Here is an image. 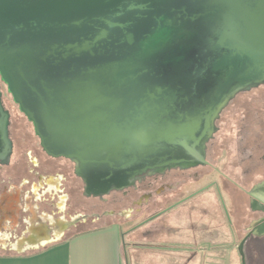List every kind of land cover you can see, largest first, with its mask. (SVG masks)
Wrapping results in <instances>:
<instances>
[{"label":"water","instance_id":"95a60500","mask_svg":"<svg viewBox=\"0 0 264 264\" xmlns=\"http://www.w3.org/2000/svg\"><path fill=\"white\" fill-rule=\"evenodd\" d=\"M0 76L48 154L74 143L84 178L96 170L111 183L130 167L141 176L205 122L149 131L173 82L190 88L210 79L204 94L220 99L215 116L264 85V0H0ZM3 111L0 98L9 149Z\"/></svg>","mask_w":264,"mask_h":264},{"label":"rangeland","instance_id":"374dc122","mask_svg":"<svg viewBox=\"0 0 264 264\" xmlns=\"http://www.w3.org/2000/svg\"><path fill=\"white\" fill-rule=\"evenodd\" d=\"M5 97H11L7 91ZM10 108L14 114L19 110L15 105ZM219 126L210 152L215 168L205 169L197 179L188 175L190 171L172 172V177L156 182L157 186L169 182V187L155 186L146 190L149 198H129L118 205L114 199L121 197L119 193L107 196L103 204L99 198L84 196L82 182L74 178L76 189L64 183L60 189L64 191L48 192L46 202L39 191V214L68 220L79 217L88 227L113 221L126 237L128 264H195L199 255H203L202 264H243V256L246 264H264V246L256 238L245 240L241 249L250 222L260 216L252 209L247 192L264 179V85L237 94L224 110ZM210 183L207 190L175 205ZM25 192H30L29 187ZM62 197L67 201L61 206ZM5 227L0 228V239H7L12 232L11 227ZM14 244L10 240L0 248L15 251ZM24 249L32 252L38 248L25 245Z\"/></svg>","mask_w":264,"mask_h":264},{"label":"flooded vegetation","instance_id":"af4514ba","mask_svg":"<svg viewBox=\"0 0 264 264\" xmlns=\"http://www.w3.org/2000/svg\"><path fill=\"white\" fill-rule=\"evenodd\" d=\"M205 81V84L190 88L182 86L179 82H173L168 97H162L159 108L150 115L148 129L151 132L167 130L172 126L195 122L198 118L205 117V122L194 128L187 146L177 150L168 148L167 151L155 156L152 164L156 167L148 169L141 176H134L137 168L130 167L124 172L116 173L111 183H107L103 181L104 174L99 175L100 171L91 170L85 178L77 174L78 161L75 155L82 149L74 143L66 148H56L55 155L48 154L42 146L40 137L36 134L34 123L21 111L19 104L15 102L7 84L0 76V98L4 108L3 112L8 113V138L12 145L7 149L6 143L0 136V228L2 230L6 229L5 226L12 228L10 236L7 239H0V244L14 240V248L21 251L25 245L61 240L70 228L66 229L72 217L69 220L62 217L54 218L46 213L41 216L38 209V194L39 191H43L42 196L46 202V194L52 190L63 192L64 189L63 191L60 189L64 183L76 189L74 178L82 182L84 196L99 198L104 204L108 201L107 196L119 193L121 197L114 199V203L119 205L129 198H132L131 200L138 197L149 198L150 195H146L149 191L147 189H154L157 186L156 182L172 177V172L181 171L185 174L190 171L192 173L188 175L197 179L202 176L205 169H214L215 163L211 157L213 154L210 155V152L213 150L216 135L220 131L219 122L222 114L235 97L222 108L218 116H215L214 111L220 104V99L205 96L204 91L210 86L211 80L207 78ZM163 85L168 86L169 82ZM6 91L11 97H5ZM7 100H10L9 105ZM12 105L19 109L16 114L10 108ZM2 114L5 115L0 112V118L1 116L4 118ZM32 127L34 131L31 130ZM167 165H169L168 168ZM49 174L61 177L51 176L49 178ZM136 177L139 178L136 179ZM38 180L41 182L38 183ZM12 181L17 184H13ZM124 184H126L125 187L117 189ZM170 184L167 182L158 186L163 187L164 190V186L169 187ZM211 186L212 183L185 196L175 205L197 196L198 193ZM27 187L30 190L28 194L25 192ZM107 187L111 188L106 194H98ZM239 188L245 191L243 187L239 186ZM253 194L255 196L249 194L250 204L254 211L260 213V216L250 222L251 226L248 230L249 233H253L247 237V241L251 237H264V179L255 187ZM66 201L67 199L62 197L60 205L62 206ZM172 206L174 205L167 209ZM57 209H62V207L57 206ZM112 213L106 212L105 215H113ZM62 234L63 236L59 238Z\"/></svg>","mask_w":264,"mask_h":264},{"label":"crops","instance_id":"0c3cea01","mask_svg":"<svg viewBox=\"0 0 264 264\" xmlns=\"http://www.w3.org/2000/svg\"><path fill=\"white\" fill-rule=\"evenodd\" d=\"M125 239L122 228L112 223L40 252L16 251L18 255H0V264H128ZM195 261L202 264L203 255Z\"/></svg>","mask_w":264,"mask_h":264},{"label":"trees","instance_id":"16d2710c","mask_svg":"<svg viewBox=\"0 0 264 264\" xmlns=\"http://www.w3.org/2000/svg\"><path fill=\"white\" fill-rule=\"evenodd\" d=\"M124 203V202H123ZM113 221H107L105 223H100L98 222L97 225L95 226H91V227H88L84 224V222L82 221H79L77 222L75 225L71 226L66 232H65V235L63 236V238L59 241H56V242H51V243H48L44 246H41L39 247L36 251L40 252L44 249H47V248H50L51 246L55 245V244H59V243H62V242H65L75 236H78V235H81V234H84V233H87V232H90V231H93V230H96V229H100L102 227H105V226H108L110 224H112ZM248 223V222H247ZM246 223V225H247ZM247 227V226H246ZM253 238H256L257 242L258 243H262V245L264 246V237H251L248 241H250L251 239ZM0 255L1 256H10V255H18V253L16 251H13L11 249H2L0 248Z\"/></svg>","mask_w":264,"mask_h":264}]
</instances>
